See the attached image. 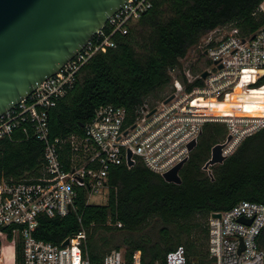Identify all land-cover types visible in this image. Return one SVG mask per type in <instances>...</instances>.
<instances>
[{
  "label": "built area",
  "instance_id": "obj_1",
  "mask_svg": "<svg viewBox=\"0 0 264 264\" xmlns=\"http://www.w3.org/2000/svg\"><path fill=\"white\" fill-rule=\"evenodd\" d=\"M150 6L151 0H124L54 73L0 113V139L32 136L43 144L42 165L35 176L0 178V227L18 225V264H89L80 251L82 230L64 245L37 239L31 230L39 215L62 216L74 210L80 189L85 204L104 201L108 167L127 166V151L132 164L139 161L160 175L188 155L187 143L197 139L206 122L223 123L225 135L219 142L226 156L264 124V83H257L264 74L263 22L250 33L231 24L203 33L193 45L202 65H195L197 59L180 64L184 54L167 70L172 88L167 101L152 107L142 103L132 117L122 106L99 104L80 133L48 135L47 110L70 88L81 66L95 53L114 46L113 35L125 34ZM253 13L264 16V0L258 1ZM216 212L218 216L212 214ZM206 230L209 264H264V203L240 199L225 210L211 211ZM100 264L147 263H142L138 249L128 255L111 249ZM163 264H185L182 247L167 251Z\"/></svg>",
  "mask_w": 264,
  "mask_h": 264
},
{
  "label": "trees",
  "instance_id": "obj_2",
  "mask_svg": "<svg viewBox=\"0 0 264 264\" xmlns=\"http://www.w3.org/2000/svg\"><path fill=\"white\" fill-rule=\"evenodd\" d=\"M258 1L151 0L125 34L113 35L114 46L95 53L81 66L70 88L48 108V135L80 133L99 104L122 106L132 117L146 96L169 83L167 70L203 33L223 24L243 33L259 27L264 16L253 13ZM257 83H264V74ZM224 135L223 123L203 124L179 168V183L162 180L139 161L128 167L109 166L104 201L85 204L80 189L74 210L62 216H37L32 236L59 244L82 230L80 251L89 264H100L111 249H122L125 255L138 249L142 263L163 264L165 253L176 246L182 247L185 264H190V256L196 257L195 264H209V212L225 210L240 199L264 203V124L245 136L221 163L209 166L210 179L201 166L210 146ZM42 148V142L32 136L1 138L0 178L35 176L42 165ZM17 226L0 227L3 264L20 260ZM261 235L264 249V231ZM202 241L204 252L199 248Z\"/></svg>",
  "mask_w": 264,
  "mask_h": 264
},
{
  "label": "water",
  "instance_id": "obj_3",
  "mask_svg": "<svg viewBox=\"0 0 264 264\" xmlns=\"http://www.w3.org/2000/svg\"><path fill=\"white\" fill-rule=\"evenodd\" d=\"M123 1L0 0V113L54 73ZM205 74L202 71L200 76ZM171 97L169 94L163 101ZM151 111L153 108L148 112ZM225 138L227 140L229 135ZM195 143L196 140L191 139L187 149L191 150ZM222 145L223 142L212 144L201 166L210 179L208 166L221 163L226 157L221 153ZM186 158L162 172L161 179L179 183L178 171ZM126 165H132L128 151ZM212 214L219 215L217 212ZM67 242L68 237H65L60 244ZM195 261V256L189 257L190 264Z\"/></svg>",
  "mask_w": 264,
  "mask_h": 264
},
{
  "label": "rangeland",
  "instance_id": "obj_4",
  "mask_svg": "<svg viewBox=\"0 0 264 264\" xmlns=\"http://www.w3.org/2000/svg\"><path fill=\"white\" fill-rule=\"evenodd\" d=\"M133 29H134V30H137V29H138L137 25H134V26H133ZM198 51H199V50H197V48H196L195 46H193V45L190 46V47L187 49V51H186L184 57L181 58V59L179 60L180 64H182L183 62H186V63H192L195 59H197L198 61L196 60L197 62H194V63H196L195 65L198 66V65L201 63V56L198 55ZM201 65H202V63H201ZM174 71H175V74H177L178 70L175 69ZM171 92H172V88H171L170 84L168 83V84H167L166 86H164L163 88L158 89V90H156L155 92H153V93L149 94L148 96H146L145 99H144V103H145L147 106H149V107L155 106V105H157L161 100H163V99L166 98L169 94H171ZM209 166H210V165H209ZM209 166H208V167H209ZM203 171H205V170H203ZM201 220H202L201 218L198 219V221H200V222H201ZM194 234H195V233H193V235H194ZM199 248L202 250V252L205 251L204 241H202V244L199 246Z\"/></svg>",
  "mask_w": 264,
  "mask_h": 264
},
{
  "label": "bare ground",
  "instance_id": "obj_5",
  "mask_svg": "<svg viewBox=\"0 0 264 264\" xmlns=\"http://www.w3.org/2000/svg\"><path fill=\"white\" fill-rule=\"evenodd\" d=\"M215 107H211V109H214Z\"/></svg>",
  "mask_w": 264,
  "mask_h": 264
}]
</instances>
